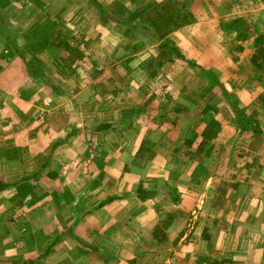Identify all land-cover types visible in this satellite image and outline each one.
Returning <instances> with one entry per match:
<instances>
[{
	"label": "crops",
	"instance_id": "1",
	"mask_svg": "<svg viewBox=\"0 0 264 264\" xmlns=\"http://www.w3.org/2000/svg\"><path fill=\"white\" fill-rule=\"evenodd\" d=\"M69 1L0 0L18 41L16 53L0 40V264H264V60L250 61L264 38V0H176L193 22L163 40L150 34L130 56L123 50L139 44L131 26L165 0H93L104 13L95 31L75 35L91 20L74 16L79 44H51L59 7H77ZM60 40L70 69L55 79L12 63L49 57ZM161 43L185 60L169 62ZM199 66L259 133L234 124ZM208 124L217 133L198 153ZM146 142L151 157H142Z\"/></svg>",
	"mask_w": 264,
	"mask_h": 264
},
{
	"label": "trees",
	"instance_id": "2",
	"mask_svg": "<svg viewBox=\"0 0 264 264\" xmlns=\"http://www.w3.org/2000/svg\"><path fill=\"white\" fill-rule=\"evenodd\" d=\"M11 1H14V0H11ZM101 14L103 16V9H101ZM139 21H140L139 23L131 26L132 29L137 30L138 32L148 31L149 34L154 35L158 40H163L167 35H169L173 31L192 23L193 18L185 10V8L179 4L178 1L165 0L161 3L154 5L149 10H147L139 18ZM11 32H12V24L10 23L9 16L7 13L0 10V40L8 44L13 51L18 53L17 45H16L17 40L12 38ZM241 35H242V39L248 38V35L245 34L244 31L242 32ZM147 37L149 38V36ZM63 38L64 37H61V39ZM63 42L64 41L62 40L57 41L55 43L56 46H54V48L55 47L56 49L61 48L63 46ZM259 43H260V40L257 38L254 42L256 49H255V52L251 55L250 61L252 62V64L261 66L264 60V46L263 45L259 46L258 45ZM159 49L161 50L163 54L168 55V61L171 63L174 62L175 59L185 60L184 57L178 53V49L175 46H171L166 43H161L159 44ZM171 53H175L176 56L172 57ZM68 64L69 62H65L64 64L67 72L69 71L68 69H70V65ZM25 67H26V71L30 74L31 77L38 78V80L40 78V81L43 80L44 82H46L48 77L40 73V69L35 63L26 62ZM199 72H200L201 77L211 87H219L222 90L232 110L234 124H236L237 127L241 128L242 131L251 132L252 134L259 133L257 128L253 125L252 120L248 117L247 113L243 109L238 108L237 102H235L233 96L224 88L223 84L220 82L218 75L209 69H204L201 67H199ZM44 84H47V83H44ZM100 128L101 127H99L98 129ZM216 133L217 131H215V128L209 124L203 127V129L201 130V134H200L201 141L199 144V148L197 149L198 153L203 152V149L206 147L208 142L212 138H214ZM196 137H197V134L192 132V137L190 140H194ZM151 146L147 142L143 143L142 152H141L142 157H151L153 155ZM6 187L7 186L0 184V191ZM139 191L141 192V190ZM12 200L14 201V198ZM161 231H162V228L154 229L153 235L156 239L159 238V234ZM205 235H206V230H203V237ZM57 242L58 240L57 238H55L51 243L48 244L43 254L37 257L36 260H41L47 257ZM28 264H34V262L30 261L28 262Z\"/></svg>",
	"mask_w": 264,
	"mask_h": 264
},
{
	"label": "rangeland",
	"instance_id": "3",
	"mask_svg": "<svg viewBox=\"0 0 264 264\" xmlns=\"http://www.w3.org/2000/svg\"><path fill=\"white\" fill-rule=\"evenodd\" d=\"M70 1H71V3H72V1H74L75 2L74 3L75 6H77V7L75 9L74 8V5L73 4H70V6L73 7L74 9L65 10L64 12L61 11L62 9H61V7H59V12L58 13H59V17L62 20V22L60 23V27L57 29V31L55 29V33H54L55 35H53V38L50 41L51 44L53 43L54 37L55 38H57V37H64L63 39L68 38V42L69 43L79 44V40H77L76 42H74L72 40L73 37H74L73 33L75 31L70 30L69 27H68L69 26V23H70L69 20H70L71 17H74V16L80 17L81 14H83L84 15L83 17L89 18L91 20V23L90 24L89 23L83 24V25L79 26V28H77L78 26H76L77 31L74 33L75 35H78V34L81 35L82 33H80V32H83V34L84 33H87V32H89V28L93 29V30H90L91 32H94L95 29H96V26L94 24L96 22H94V21H95V18L99 17V13L101 12V9L100 8H92L88 4H93V3H97V2H94L93 0H91V1L90 0H70ZM70 1H69V3H70ZM83 4H86L85 6H87V7L86 8H82L83 7ZM63 5L64 6L66 5L65 2L63 3ZM77 17H74L75 20L77 19ZM102 17L104 18V16H102ZM9 20H10V23L13 24V22L11 21V17L10 16H9ZM70 24H72V23H70ZM125 29H127V28H125ZM128 31L131 32L129 29H128ZM133 32H134V36L139 39V40H137L139 42V44H136L134 42L135 44L133 45V48H132V45L130 44V45H128V47H126L125 50H123V52L126 51L125 54H128L129 56L132 53H135L137 51V48H136L137 46H142V47L143 46H145V47L149 46V43L146 42L149 39L147 36H150V34L148 33V31H140V32H138L137 30H134L133 29ZM105 37L103 36V38H105ZM151 42H153V41H151ZM225 43L228 44V48H231L232 47L231 43H233V41H231V42L227 41ZM252 44L248 48L251 49L252 51H254V47L255 46L252 45ZM16 45H17V50H18V41H16ZM258 45L259 46H261V45L264 46V38L262 40L260 39V43ZM67 46H68L67 45V42H64L63 43V46L61 48L56 49V47H55V54L53 52H51L49 57L48 56H43V57L34 56L31 59L29 57L23 58V59L21 57H19V59H21V60H19L18 57H17V58H13L12 59V63L15 64L14 66L18 67L21 64H24V66H25V63L26 62L27 63L33 62V63H35L38 66V68L40 69V73L41 74H44L48 78L55 79V76H57V73H59V69L60 68H63L62 66H64L65 62H68L69 59H70L68 55H69V52L71 53V50L69 51ZM238 46L240 47V45H238ZM237 47H236V50H238ZM255 49H256V47H255ZM125 54L122 55V59H124ZM77 56L79 57V55H77ZM126 58H129V57H126ZM234 58H235L236 61H238V59H239L238 57H234ZM234 58H229V61H232V59H234ZM247 59H249V58L247 57ZM46 60H49L50 62L49 61L48 62H45ZM125 60H127V59H125ZM227 62H228L227 57H220L219 58V63H220L221 66L227 67L228 66V63ZM233 64H234V62H233ZM233 64H230V65L231 66H234ZM254 74L258 75L259 73H258V71H255L254 69H252L251 71H247L246 72V77H248L250 79V76L251 75H254ZM81 75H84V74L82 73ZM111 80L116 81L115 78H112V77H111ZM224 81L228 82L227 78H225L223 80V82ZM173 91H175V88H173ZM212 92H213V96L215 98L219 99L220 101H223L222 99H220L219 92L218 93H216L215 91H212ZM223 96H224V94H223ZM205 105H206V103H205ZM208 107H209V105H207V108Z\"/></svg>",
	"mask_w": 264,
	"mask_h": 264
}]
</instances>
